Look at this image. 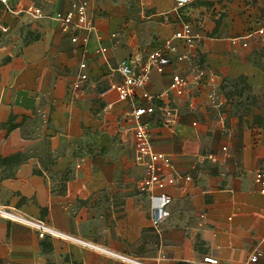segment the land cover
Returning a JSON list of instances; mask_svg holds the SVG:
<instances>
[{"label":"crops","instance_id":"obj_1","mask_svg":"<svg viewBox=\"0 0 264 264\" xmlns=\"http://www.w3.org/2000/svg\"><path fill=\"white\" fill-rule=\"evenodd\" d=\"M88 1L96 29L85 58L89 79L80 91L72 86L83 49L71 41L74 32H63L50 17L70 0L0 2V156L26 157L11 168L0 166V206L147 264H212L204 261L208 256L217 264H264V256L250 261L264 250V195L255 182L256 171L264 169V126L257 122L238 139L210 111L224 100L218 89L222 77L235 74L227 52H264V41L253 33L264 23V0L235 10L222 39L191 26L200 34L195 47L205 70L190 72V49L176 40L187 59L164 73L152 70L134 102L118 97L120 61L140 66L191 25L180 11L195 0L183 7L176 0ZM28 4L40 6L47 17L24 13ZM247 34L246 48L231 45L232 37ZM151 43L144 54L142 46ZM176 74L187 80L181 95L171 88ZM150 103L155 112L144 121L154 150L173 161L154 189L172 197L159 224L148 194L139 189L145 169L133 136L134 104ZM12 117L18 126L8 130L2 124ZM6 172L12 175L1 177ZM0 264L124 263L40 239L33 229L0 217Z\"/></svg>","mask_w":264,"mask_h":264},{"label":"built area","instance_id":"obj_2","mask_svg":"<svg viewBox=\"0 0 264 264\" xmlns=\"http://www.w3.org/2000/svg\"><path fill=\"white\" fill-rule=\"evenodd\" d=\"M9 0H0L7 5ZM192 0H176L177 6L183 7ZM23 12L33 18L47 17L44 10L35 4H28ZM60 26L65 33H72L71 41L80 44L83 49V60L80 62L81 72L78 80L72 86L73 91L84 89V85L89 79L87 72V63L85 61L88 52V42L90 34L95 31L96 25L93 14L89 8L88 0H70L67 8L55 12L50 16ZM7 27L3 28L6 32ZM81 32V34L75 33ZM264 41V23L255 30ZM251 34L243 36H234L230 39L233 47L246 48L247 39ZM200 34L195 32L191 25L185 24L183 28L177 31L171 38L165 40L164 44L153 50L147 57L146 61L137 66L131 59L125 58L120 61L117 70L121 75V82L117 86L118 97L121 101H135L137 91L146 86L150 81L152 70L164 73L167 66L173 62H182L187 59L186 51H180L176 40H182L187 48L195 45ZM105 51L100 48L99 52ZM187 80L176 74L172 78L171 88L181 95L184 92ZM152 99L151 96H147ZM155 112V105H135L133 106V136L139 158L143 162L145 174L141 180L139 189L142 193H147L151 200V214L154 224H159L167 216L166 207L172 202V197L167 193H155L156 186L166 177L167 170L173 168L172 158L167 154L158 153L154 150L151 132L148 123L144 121L145 116L152 115ZM226 150V147L223 148ZM187 180L191 178L186 177ZM255 182L261 194L264 195V169H258L255 173ZM0 217L12 222L20 223L33 229L40 239L51 238L61 242L71 243L87 250L96 252L105 257L112 258L124 264H147L139 258L127 253L115 251L105 245L99 244L69 232L63 231L50 223L33 218L21 213L17 208L12 206H0ZM264 256V250H257L250 258L251 262H257L260 257ZM206 263L217 264L218 260L212 257H205Z\"/></svg>","mask_w":264,"mask_h":264},{"label":"rangeland","instance_id":"obj_3","mask_svg":"<svg viewBox=\"0 0 264 264\" xmlns=\"http://www.w3.org/2000/svg\"><path fill=\"white\" fill-rule=\"evenodd\" d=\"M260 2L263 0H195L192 7L181 10L180 15L194 29H204L210 39H222L235 10L243 6L258 5ZM209 24L213 28L207 29ZM153 46V43L142 46L143 53ZM196 48L195 45L188 48L191 52L188 69L191 73L202 74L205 70L204 60ZM227 53L235 74L222 77L218 89L224 100L221 104L210 106L211 118H221L226 131H233L240 139L257 122L264 126V52L256 55L232 51ZM213 79H210L211 84L214 83Z\"/></svg>","mask_w":264,"mask_h":264},{"label":"trees","instance_id":"obj_4","mask_svg":"<svg viewBox=\"0 0 264 264\" xmlns=\"http://www.w3.org/2000/svg\"><path fill=\"white\" fill-rule=\"evenodd\" d=\"M2 126L6 127L8 130H11V129L17 127L18 125L14 124L13 117H12V118H10V120L7 123L2 124ZM25 159H26V157L22 153H16V154L10 155L8 157H1L0 156V166H7V167L11 168L12 166H15V165L22 163ZM10 175H12V173L6 172L5 174H2L1 177H7Z\"/></svg>","mask_w":264,"mask_h":264}]
</instances>
